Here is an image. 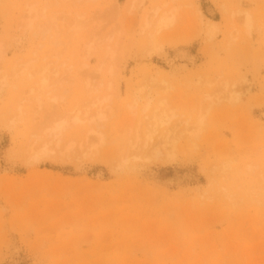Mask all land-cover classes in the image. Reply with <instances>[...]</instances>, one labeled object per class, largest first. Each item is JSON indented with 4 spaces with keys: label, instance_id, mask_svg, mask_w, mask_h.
Returning a JSON list of instances; mask_svg holds the SVG:
<instances>
[{
    "label": "rangeland",
    "instance_id": "rangeland-1",
    "mask_svg": "<svg viewBox=\"0 0 264 264\" xmlns=\"http://www.w3.org/2000/svg\"><path fill=\"white\" fill-rule=\"evenodd\" d=\"M137 1L0 0V264H264V0ZM31 4L44 16L24 28ZM50 62L63 66L44 87ZM141 88L203 117L172 162L129 150L144 117L125 103ZM112 93L103 142L83 124L63 135L81 143L68 158L29 154L80 95L84 111Z\"/></svg>",
    "mask_w": 264,
    "mask_h": 264
},
{
    "label": "bare ground",
    "instance_id": "bare-ground-1",
    "mask_svg": "<svg viewBox=\"0 0 264 264\" xmlns=\"http://www.w3.org/2000/svg\"><path fill=\"white\" fill-rule=\"evenodd\" d=\"M132 1H137V0H132ZM132 3H131V5L134 7V4H132ZM137 3H138V1H137ZM28 7H29V8H27L28 12L26 11L27 14H25V17H27V18H25L26 22L24 24V28L27 27V26L28 27L29 26H34L35 22L37 21L38 15H41V12H39L40 14H38L39 10L37 11V8L35 7L34 4H31ZM129 8L131 9L132 7H129ZM174 10L176 11V9H174ZM174 10L171 9V10H169L167 12H164L163 14L160 15V17L158 18V21L156 22L157 29H159L161 26H164V25H166L168 23V20L171 19L172 16H173L172 12ZM158 11H155V13H158ZM43 16H44V14H43ZM77 20L78 19H76L75 21H77ZM45 22L47 23V20H45ZM77 22L78 23L79 22L82 23L80 20L77 21ZM46 23H44V24H46ZM146 23H145V25H148V23L147 24ZM49 24H50L49 26H45V27H43V25L42 26H38L37 32H40L42 35L43 34H47L49 31L52 30L51 29L52 28L51 27L52 23L49 22ZM79 24H77V25H79ZM74 25H72V26H74ZM215 25H216L215 22H212L209 25L208 33L211 36L215 32V29H216ZM69 26H71V25H69ZM72 26L70 28H72ZM75 27L76 26H74V30H75ZM70 30L72 31V29H70ZM54 36H55V34H54ZM56 36H55V38H56ZM97 36L99 38V35H97ZM55 38H54V41H55ZM96 39L97 38L92 37V40H90V44H89V42L86 43V45L88 47L86 49L87 51L90 48L89 46L92 45L93 41H95ZM97 40H100V39H97ZM107 40H105V42L103 40L102 41L104 43L108 44L110 40L109 39H107ZM103 42H101L100 44L98 42L99 46L102 47V49H104L103 46H101L103 44ZM106 44H105V46H107L106 47L107 49L106 48L104 49L105 53H107V51H108L107 54H109V55L112 54L113 55L114 51L110 50L111 49V47L109 46L110 43L108 45H106ZM2 45L3 44L0 43V57L4 53ZM155 48H156V46H155ZM85 54L87 56V53H85ZM107 54H105V55L108 56ZM187 54H185V55H187ZM86 56H84V57H86ZM187 57H188V55H187ZM106 58L107 57H105L104 59H106ZM109 58H112V57L110 56V57H108V59ZM23 62H25V61H23ZM33 62H34V60H31V59L29 61L27 60V62H25V63L20 65V68L22 69L23 72L25 71V69H27V71L29 73L28 68H31L33 66ZM53 63L52 62L48 63L46 66L43 67V69H42L43 71L42 70L39 71V74L42 73V72H43V74H41L42 77H39V79L42 78L41 82H40L39 79L38 80L44 87L48 83V80H49L48 76L50 74H53L54 78L58 77V74L60 72L59 69L63 66V63H62V65L59 64V66H57V67H55L56 66L55 65V66H53L54 68H51L50 66H52ZM80 63H82V64H79V65H84L83 62H80ZM103 63H104V60H103V62L100 61V67L103 66ZM85 65H86V62H85ZM15 67H17V64H15ZM15 67H12V68L15 69ZM58 67H59V69H58ZM100 67H98V68L101 69ZM12 68H11V70H12ZM14 69L12 71H14ZM68 69H69V67H68ZM68 69H67V71H68ZM31 71H32V75H35L36 73H38V71H34L33 70V67L31 69ZM33 72H36V73L34 74ZM63 72H65V71H63ZM66 72L63 73V74H66ZM110 72H112V70ZM69 73H71V71ZM53 75H51V77ZM66 79H67V76H66ZM64 80L65 79L62 80V78H60L59 82H61V83H59V84L63 85L62 82ZM163 83H165V82H163ZM55 84L56 83H54V85H52V84L51 85L54 87ZM107 84H106V86H107ZM51 85H50V88H51ZM57 86H59V85L57 84ZM108 86H110L109 89L111 90V84H108ZM146 86H148V85H146ZM166 86H168V85H166ZM170 88H172V87H170ZM86 89H88V87ZM97 89L98 90L100 89V91H101V87L100 88L99 87L96 88V90ZM142 89L144 90V88H141V90L139 89L140 92L142 91ZM55 90H56V88H54V90H52V91H55ZM96 90L94 89L93 91H96ZM98 90H97V92H98ZM136 90H138V89H136ZM30 92H31V94H33L35 92V89L31 88ZM97 92H95V93H97ZM35 93H36V96H35L36 100H39L40 97H41L40 93H38V92H35ZM79 93H83V95H84V92H79ZM79 93L77 95H79ZM136 93L133 95L132 100H131V97L129 98L130 100H129V102L127 104L125 103V106H127V108L129 110H131L134 114L137 113V114L143 115L144 122H143V128H142V126L140 127L141 124L139 125V127L131 128L130 134L132 135V137H130L129 150L138 151V153H136V155L134 157L135 158H142V161H144V162H157L158 161V162H160L162 164L172 162L174 160V151H173V149L175 148L176 143L181 138H183L185 140L187 139V141L191 145L192 144V138L197 136L199 134L200 130L203 128V119H202L203 117L197 116L195 118H192V116L190 115L188 117L183 118V115L180 114V112H179V106L178 107H177V105L172 106L171 102L169 101L168 96H161V97L157 98L158 96L156 95L157 99H155V101H154L153 98H151V97L147 98L146 95L143 94L144 91L141 92V93H137V94ZM87 94L90 95L89 93L86 92V95ZM92 95H90V97ZM107 95H108V93H107ZM99 96L101 97V94ZM112 96L114 98L116 95L113 94V95H111L109 97H105V95H104V97H102L101 99L99 97V99H98V94H97V96H95V98L97 97L96 100H94V98H90L89 97L90 99L94 100V101H92V103L89 102V100H90L89 98H86V99H88V104L90 103V105L87 106L85 104V106H87V107H85V109L83 111L82 109L79 108L81 105H82V108H84V104L82 102L83 100H80V98L82 99V97L80 95V97L77 99V103H76L77 106L75 105L76 108L73 107L72 109L67 110L68 112L66 111L65 113H64V111H62L64 114L61 115V117H56L55 116L58 119L56 121H54L53 124H51L49 126L47 125V127H45L46 125L44 126V124H43V126H44L43 128L44 129L42 128V130H39L41 132L40 133H36V135H35V140H36L35 143L37 144V147L34 150L31 149L29 154L33 155L36 158L52 157V156H55V155H57L60 159L68 158V156L71 154L73 148H76L77 146L78 147L81 146V143L79 144V142L77 143L75 139H73V140L71 139V141L68 140L69 142H65L66 144H64V140L65 139L63 140V135H64V133L66 131L70 130L71 128H74V127H77V126L83 125V124L87 125L86 126L87 127L86 133L88 135L91 134L92 136L97 138L98 139V143L103 142L104 134L101 133L98 129H95V128L99 127L102 124V122L105 120L106 116H105V112H104V110L102 108L105 109L108 106L107 107H103V104L104 105L105 104L108 105L109 102H111L113 100ZM129 96H131V94H129ZM56 99H57L56 97H53L51 100L53 102ZM86 102H87V100H86ZM93 108H94V110H93ZM73 109H75V110H73ZM105 111H107V110H105ZM53 113L51 112V114H53ZM72 113L74 115H72ZM51 114H49V115H51ZM44 115H46V114L44 113ZM190 122L192 123L191 125H190ZM80 135H81V133H80ZM85 135H83V136L86 137ZM90 138H92L93 140L95 139L93 137H90ZM87 139L88 138L86 137V141H87ZM86 143H88V142H86ZM62 144H63V146H62ZM141 153L144 154V155H140ZM86 156L87 155L84 152H82V155H80V154L77 155L76 160L79 161L80 158L86 157ZM224 166H226V165H224ZM262 200H263V204H264V195L262 197Z\"/></svg>",
    "mask_w": 264,
    "mask_h": 264
}]
</instances>
